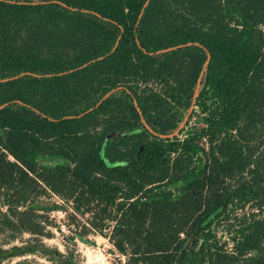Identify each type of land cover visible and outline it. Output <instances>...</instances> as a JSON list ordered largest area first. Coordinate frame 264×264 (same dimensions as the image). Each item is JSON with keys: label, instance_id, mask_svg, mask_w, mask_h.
I'll return each instance as SVG.
<instances>
[{"label": "trees", "instance_id": "trees-1", "mask_svg": "<svg viewBox=\"0 0 264 264\" xmlns=\"http://www.w3.org/2000/svg\"><path fill=\"white\" fill-rule=\"evenodd\" d=\"M55 210L127 264H264V0H0V262L79 264Z\"/></svg>", "mask_w": 264, "mask_h": 264}, {"label": "rangeland", "instance_id": "rangeland-1", "mask_svg": "<svg viewBox=\"0 0 264 264\" xmlns=\"http://www.w3.org/2000/svg\"><path fill=\"white\" fill-rule=\"evenodd\" d=\"M185 120L188 121V127L203 126L202 123H198L196 121L195 114L188 115V113L186 112L184 115V121L180 125V127H182ZM43 200L50 204L61 203L55 195H52L50 193L48 196L44 197ZM50 219L53 221L54 225H57L62 229V232L58 231L57 229H54L53 227H50V229H52L53 235L51 238H43V242L46 245L50 247H56L64 254L67 252L66 247H68V249H73L75 261L79 264H127L125 257H117L112 253V244L108 241V239L103 236L90 235L88 238L89 242L76 240L74 245L69 244L66 239V236L70 235L71 233L66 227L67 216L64 211H53L50 214ZM217 237H219L221 241H228L229 238L222 232V230L217 231ZM0 239L1 244L5 248H9L13 245H23L31 239V236L29 234H23L17 239L7 240V237L2 235ZM24 259H27L28 261L32 262V264H52L45 257H42L39 254L13 258L9 261L0 262V264H12L16 261Z\"/></svg>", "mask_w": 264, "mask_h": 264}, {"label": "water", "instance_id": "water-1", "mask_svg": "<svg viewBox=\"0 0 264 264\" xmlns=\"http://www.w3.org/2000/svg\"><path fill=\"white\" fill-rule=\"evenodd\" d=\"M168 50H170V49H167V50H165V51H168ZM159 52H160V51H159ZM208 60H209V56L207 57V60H206V62H205V65L208 63ZM200 82H201V77H200L199 80H198L196 92L198 91V88H199V86H200Z\"/></svg>", "mask_w": 264, "mask_h": 264}]
</instances>
